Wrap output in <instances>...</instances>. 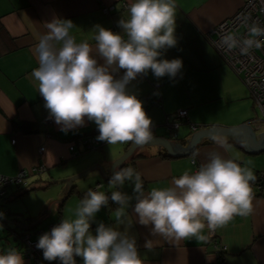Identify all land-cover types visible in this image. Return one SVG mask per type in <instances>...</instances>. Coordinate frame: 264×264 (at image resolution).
Returning a JSON list of instances; mask_svg holds the SVG:
<instances>
[{"label": "crops", "instance_id": "obj_1", "mask_svg": "<svg viewBox=\"0 0 264 264\" xmlns=\"http://www.w3.org/2000/svg\"><path fill=\"white\" fill-rule=\"evenodd\" d=\"M131 2L133 0H0V174L14 176L19 170L31 171L39 165L47 168L41 173L32 172L27 178L28 187L11 185L7 195L0 198V213L4 214L8 228L24 229L20 227L22 222L35 226V221L40 218L43 220L48 215L51 203L54 204L51 211L56 209L55 218L33 231L46 229L56 220L72 217L88 188L100 184L101 191L103 177L106 176L109 185L108 178L112 171H120L119 165L114 170L112 167L124 152L123 149L116 150L121 145L109 150L106 141H99L97 147H86L83 143L88 136L98 137L87 135L98 130L95 122L87 118L82 126L62 130V126L50 117V110L45 107L46 102L39 94L38 83L30 77V73L39 66L33 49L40 36L47 31L45 22L54 17L71 19L76 26L72 34L76 36L77 42L87 39L94 44L92 29L97 24L113 32H123L118 21L123 15H128V7L124 5L129 6ZM244 2L175 0L177 44L163 51L159 59L181 58L182 69L175 78L168 75L157 78L149 70L147 75H138L128 86L143 101L144 109L153 121L154 137L169 139L176 151L186 150L193 134L203 128L237 127L243 124L254 127L253 120L259 113L248 88L241 76L225 63L209 39L213 28L237 12ZM111 4L115 9L109 14L104 13L102 5ZM98 60L103 63L102 58ZM124 71L120 69L116 77L122 76ZM180 109H187L188 115L175 126L174 115ZM191 124L199 127L193 129ZM234 136L242 137L227 135L231 145L227 152L218 148L210 136H205L188 155L165 157L161 154L162 148L167 151L164 145H143L137 147L125 162L141 173L146 192L152 188L171 186L173 178L179 177L185 170L195 172L201 163L206 162L207 154L212 150L220 151L226 157L238 156L242 165L250 162L248 166L253 169L258 180L264 168V150L247 151L243 144L233 139ZM71 144H74V152L70 149ZM127 146L128 143L125 152ZM41 147H44L43 151ZM105 147L109 158L104 156L97 159L98 156L91 153L80 160L70 161L86 151ZM75 152L76 155H73ZM90 167L99 172H96L94 180L88 182L91 185L83 194L77 193L74 185L71 187L69 196L77 193L79 199L70 202L68 196L60 206V203H55L61 200L59 196L43 195L56 178L59 181L69 179ZM257 180L252 185V214L247 217L235 216L225 226L216 229L217 239L225 246L222 255L224 264H264V185L262 190H258ZM95 181L97 183L94 184ZM112 191H116V188ZM120 191L133 194L132 188ZM135 203L133 199L126 210L128 220L132 223L129 235L136 239L145 264H221L207 227L202 233L207 237L205 241L196 238L169 241L153 235V225L139 223L134 212ZM117 207L109 210L105 206L96 214L92 223L93 233L100 222L123 231V225L115 224L114 210ZM148 240L153 242L152 249L145 247ZM0 244V253L18 248L17 242L8 239L1 240ZM18 251L24 256L25 264L30 263L20 247ZM76 259L77 264H83L81 257Z\"/></svg>", "mask_w": 264, "mask_h": 264}, {"label": "clouds", "instance_id": "obj_2", "mask_svg": "<svg viewBox=\"0 0 264 264\" xmlns=\"http://www.w3.org/2000/svg\"><path fill=\"white\" fill-rule=\"evenodd\" d=\"M176 8L175 0H133L128 15L118 21L123 32L97 24L92 29L94 44L87 39L77 42L71 19L54 17L45 22L47 31L33 49L39 66L30 77L38 83L50 117L62 130L82 126L87 118L98 126L97 140L109 145L131 142L143 146L154 139L153 121L143 101L128 86L149 70L157 78H175L182 69L181 58L159 59L163 51L177 44ZM240 19L248 26L247 35L226 34L219 47L251 55L252 49L264 46V26L255 21L249 23L248 16ZM120 69L125 71L117 78ZM210 139L225 152L231 148L223 132L213 130ZM233 139L245 143L240 136ZM249 164L242 165L238 156L226 157L212 150L195 172L185 170L173 178L171 186L147 192L140 172L132 167L115 171L109 186L123 188L127 182L132 195L116 190L109 196L90 188L73 216L63 218L42 234L36 247L43 250L45 260H59L61 264H77L76 257H81L83 264H145L136 239L129 235L132 223L126 210L133 199L139 223L153 225V235L173 242L190 238L205 241V227L213 231L235 216L252 214V185L257 176ZM110 200L118 205L114 210L115 224L123 225V231L100 222L93 233L96 214ZM3 215L0 213V219ZM145 247L152 249V240ZM0 264H25V260L16 248H11L0 253Z\"/></svg>", "mask_w": 264, "mask_h": 264}, {"label": "built area", "instance_id": "obj_3", "mask_svg": "<svg viewBox=\"0 0 264 264\" xmlns=\"http://www.w3.org/2000/svg\"><path fill=\"white\" fill-rule=\"evenodd\" d=\"M124 6L128 7L127 4ZM115 9L113 4L102 5L104 13L109 14ZM242 16H248L249 23L255 21L261 26H264V0H245L244 4L235 12L232 16H229L217 24L213 30L209 33V39H211L216 51L224 59L225 63L238 75L241 76L244 84L249 90L251 98L255 103L259 115L253 120L254 125L259 129H264V46L260 48H254L251 51V55H241L238 49L231 51L221 49L219 42L222 36L226 34H233L238 37L247 35L248 26L241 22ZM215 36V37H213ZM188 115L187 109H180L175 113L174 118L176 123L173 125L178 126L182 119H185ZM193 129H197L199 126L191 124ZM14 141V140H13ZM86 147H97L99 141L89 136L84 140ZM74 144L70 145L71 151L74 152ZM40 150H44L41 147ZM76 155V152L73 154ZM47 168L43 165L34 167L31 171L22 169L14 176H7L0 174V198L4 197L8 193V189L11 185H15L19 188L28 187L27 178L29 175L34 173H41ZM264 185V168L258 175L256 188L262 190ZM100 184L92 188L93 190H99ZM4 216V215H3ZM61 219L50 223L46 229L42 228L37 231H20L16 229L8 228L5 222V218L0 219V232L7 233L6 239L10 236L15 242L18 243V248L30 259L28 264H61L59 260L47 261L43 258V250L38 249L36 244L42 234L49 232L54 226L58 225ZM2 233V232H1ZM211 240L213 241L214 249L220 258L221 264L223 262V252L225 246L216 237V229L210 231ZM0 234V241H1ZM1 245V244H0ZM18 248H16L18 250Z\"/></svg>", "mask_w": 264, "mask_h": 264}, {"label": "water", "instance_id": "obj_4", "mask_svg": "<svg viewBox=\"0 0 264 264\" xmlns=\"http://www.w3.org/2000/svg\"><path fill=\"white\" fill-rule=\"evenodd\" d=\"M213 130L223 132L227 135H241L242 138L245 140V143L243 144V146L247 149V151L260 152L264 150V129H259L255 125L254 127H251L245 124L237 126V127L212 126V127L200 129L193 134L191 141H190V146L186 150H183V151H176L174 149L173 143L169 139L164 138V137H154V139L150 141L149 144H146V145H153V144L161 145L162 144L165 146L166 150L169 152L170 155H173V156L188 155L194 151L200 139L205 136H210ZM137 147H139V145H135L134 143H132L131 146L127 149V151L113 164L112 169L114 170V167L118 165L121 168L122 164H124L125 161H127L132 156V154H134ZM113 173L114 172L112 171V173L110 174V177ZM74 179L75 177H72L69 180L70 186H69V190L67 194L65 195V197L61 200L56 201L55 203L59 204L61 201H64L69 196L70 190L72 187V182ZM53 205L54 204H52V206ZM51 209L52 207H50L47 214L50 213ZM41 220L42 218L35 221L34 225L40 223Z\"/></svg>", "mask_w": 264, "mask_h": 264}, {"label": "rangeland", "instance_id": "obj_5", "mask_svg": "<svg viewBox=\"0 0 264 264\" xmlns=\"http://www.w3.org/2000/svg\"><path fill=\"white\" fill-rule=\"evenodd\" d=\"M121 145L118 149L116 150H121L123 149V154L125 153V148H126V145L127 144H117V145H108L109 146V150L111 147H117ZM107 149L106 147L104 149L102 148H99V149H92V150H89V151H86L84 152L81 156L77 157V158H74V159H71L70 161H74V160H80L82 159L83 157L91 154V153H94V156H98L97 159H102L104 156L109 158V155H108V152L106 153ZM121 154V155H123ZM120 157V156H119ZM91 168V167H90ZM87 168L73 176H71L69 179L67 178H63L61 179L60 181L58 180V178H56L57 180L56 181H53L52 184L49 185L48 189H46L44 192H43V195L46 196V197H57L59 196L61 199H63L65 197V195L67 194L68 190H69V186H70V183H69V180L72 178V177H75V179L73 180L72 182V186L74 185L76 187V191L77 193H82L85 191V189H87L91 183H88V182H91L92 180H94L97 176H96V172H99L97 171L96 169L94 168ZM90 169V170H89ZM89 170V171H87ZM105 176V175H104ZM59 181V182H58ZM97 183V181L94 182V184ZM102 184H103V188L101 189V191L107 193V192H112L113 188L114 187H110L106 181V176L103 177L102 179ZM131 189L132 187L129 186V184L126 182L124 187L123 188H116V190H124V189ZM90 188H88L87 190H89ZM61 193H64L63 195ZM77 193H73L71 194L67 200H69L70 198V202L72 200H75V199H79ZM58 198V197H57ZM56 199V198H55ZM24 202V201H23ZM24 205H25V202H24ZM50 206L52 207V203L50 204ZM49 206V207H50ZM55 213H56V209L54 208L48 215H46L43 220L38 223L37 225L35 226H28L27 222H22L23 224H21L22 226L20 227H24V229H19L20 231H33L37 228H40L41 226L46 225L48 221H51L55 218ZM34 224V223H33ZM32 224V225H33ZM2 232V233H1ZM0 234L2 236L1 240H4L6 239V235L7 233L1 231ZM8 240H11L12 242L15 243V241L9 236L8 237ZM9 244V243H8ZM7 244V245H8ZM6 244H4L5 246ZM6 245V246H7Z\"/></svg>", "mask_w": 264, "mask_h": 264}, {"label": "trees", "instance_id": "obj_6", "mask_svg": "<svg viewBox=\"0 0 264 264\" xmlns=\"http://www.w3.org/2000/svg\"><path fill=\"white\" fill-rule=\"evenodd\" d=\"M87 135H99V130H95V131H92V132H89ZM89 137V136H88ZM131 142L130 143H128V146H127V149L131 146ZM163 156H165V157H167V156H171L169 153H167V151H165V149L164 148H162V153H161ZM130 159V158H129ZM130 162V161H129ZM130 167V163H128V162H125L124 164H122V166H121V168H120V170H122V169H124V168H127V167ZM108 179H110V177L108 178ZM109 196L111 195V194H108ZM82 196V195H81ZM60 206H62V201L60 202ZM59 206V207H60ZM118 205L117 204H115L114 202H112L111 200L109 201V205H107L106 207H107V209H109V210H111V209H113V208H115V207H117Z\"/></svg>", "mask_w": 264, "mask_h": 264}]
</instances>
